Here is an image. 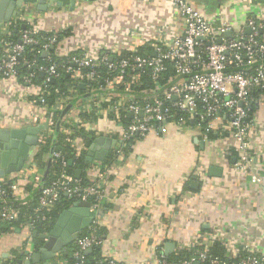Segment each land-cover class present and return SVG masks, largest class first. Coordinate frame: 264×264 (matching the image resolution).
<instances>
[{"label": "built area", "instance_id": "2783aa9c", "mask_svg": "<svg viewBox=\"0 0 264 264\" xmlns=\"http://www.w3.org/2000/svg\"><path fill=\"white\" fill-rule=\"evenodd\" d=\"M238 1L241 5L254 2ZM170 12L182 24L181 33H173L172 25L166 22L157 24L149 37H145L138 29L123 31L124 45H103L95 55L78 44L67 42V38L73 35L71 22L64 27H41L38 22L40 16H37L35 25L23 29L16 43L5 40L4 37L9 33L13 20L32 21L26 17V9L20 8L15 18L0 24V46L3 50L0 54V81L13 80L19 85L13 91L3 89V94L13 102L31 106V112L25 118L11 117L9 122H12V126H36L47 121L48 127L39 132L37 143L45 144L54 136L52 113L62 112L69 103L68 97L58 88L54 89V98L50 103L49 89L52 80L55 82L64 72L74 82L83 84V80H90L96 83L94 87H85L90 94L84 100L78 98L76 90L70 87L69 92L75 98L74 105L80 103L78 100L81 101L78 112L72 114L69 109L59 119L61 130L69 137L66 141L74 155L78 156L79 150L76 146L77 137L72 134L76 130L89 131L95 122L84 114L92 113L110 120L112 124L104 133L119 138L111 161L98 162L89 168L88 173L85 172L88 184H81L79 178L62 169L55 179L47 185L42 183L38 189L37 206L33 212L39 220L45 219L41 210L50 211L56 201L60 200L61 193L75 201L90 202L91 222L85 229L86 233L75 240L72 249L75 264H85L84 251L103 243L99 229L101 210L108 198L107 185L113 175L110 168H115L123 161L127 148L131 147L135 139L145 137L164 122L171 121L181 131L198 128L204 141H210L209 133L215 132L218 123H222V128L229 133L232 143L228 145L223 140L216 149V154L227 160L235 158L233 170L249 175L250 183L264 193L263 180L254 173L253 168L254 161L264 154V15L248 16L245 24L233 32V26L229 22L218 20L219 24L215 25V19L210 18L191 0H171ZM42 28L51 32V35L45 42L39 43L34 35ZM68 28L72 35L63 37V41L59 40V33ZM228 32H231L230 37L226 36ZM36 44V53L41 59L24 57L26 47ZM142 44L146 47L145 51L138 49ZM53 48L61 59H52L50 50ZM73 51L76 53H72ZM20 64L25 67L26 72H19ZM101 66L106 69V77H100L97 72ZM168 66L173 69L174 74L169 75L165 83H162V75L168 70ZM143 76L150 79L152 88H142ZM255 90L259 95L254 98L252 93ZM110 102V105L105 106ZM256 104L257 111L254 109ZM174 110L183 112L185 116L175 118ZM8 116L0 112V126ZM187 119L193 120L195 126L189 124ZM65 156L66 153L59 150L51 152V160H58L61 168L66 165ZM20 171V174L0 178V222L16 221L20 215L16 205L26 204L18 201L22 194L19 193L16 182L21 178L28 179L33 170ZM190 175L205 182V166L198 164ZM180 189L179 187L178 190ZM33 222L26 220L21 224L26 235L32 230ZM214 241H220L230 252L229 255L224 253L226 260L208 253L209 246ZM193 247L197 248L186 259L172 261L155 252V256L144 264L264 263V251L258 250L256 242L252 240L235 246L230 240L219 239L214 234L195 233L194 240L181 244L180 250ZM115 263L112 259H101L95 264Z\"/></svg>", "mask_w": 264, "mask_h": 264}, {"label": "crops", "instance_id": "0c3cea01", "mask_svg": "<svg viewBox=\"0 0 264 264\" xmlns=\"http://www.w3.org/2000/svg\"><path fill=\"white\" fill-rule=\"evenodd\" d=\"M170 1L77 0L72 10L67 6L56 7L50 4L47 11L42 13L37 11L34 5L25 6L28 20L34 21L40 16L38 22L41 27H64L71 22L73 35L70 34L72 36L67 38V42L78 44L95 55L103 45H124L123 31L138 29L145 37H149L157 24L166 22L172 25L173 33H181L182 24L171 14ZM191 2L210 18L215 19V25L219 24L218 20L229 22L233 26V32L245 24L248 16L264 15V3L257 0L248 5H241L238 0H191ZM19 11L20 9L17 10V14ZM138 49L145 51L146 47L142 44ZM18 86L13 80L0 81V112L9 115L5 117L0 127L32 126L29 124L14 127L11 125L12 122H9L12 116L18 119L25 118L31 112L30 105L13 102L3 94V89L13 91ZM81 88L85 93L81 97L77 94V97L87 99L90 92L84 85ZM80 103L78 105L69 103L70 107L66 112L71 109L72 114H76ZM111 103H106L105 106ZM257 108L258 105H254V109ZM262 112L264 118V110ZM61 114L62 112L52 117L54 122L52 127L55 128L52 140L57 134L64 135L65 141L69 138L61 130L59 121ZM90 117L95 122L89 131L75 129L72 134L77 137V150L79 152L85 150L86 158L89 149L86 146V133L93 132L95 138L110 137L116 141V146L119 144L118 137L104 133L112 124L110 120L99 118L95 114ZM189 124L193 126L194 121L190 120ZM217 126L218 129L213 132L214 138L204 141L198 128L192 127L181 131L173 123L164 122L145 137L135 139L131 147L127 148L123 161L115 168H110L113 175L110 184L107 185V201L101 210L100 231L103 243L97 248L102 259H112L115 264H144L146 260L155 256V252L164 256L175 255L181 244L194 240L195 233L214 234L219 239L230 240L235 246H239L243 241L252 240L256 242L258 250L264 251V193L250 183L249 175L233 170L234 161H228L216 154L215 151L223 140L228 145L232 143L229 133L222 128V123H218ZM116 146H112L106 156L109 153L113 156ZM38 151L37 143L30 149L22 167V170H33L32 174L28 179L21 178L16 182L17 189L22 194L18 201H24L26 204L32 201L36 191L47 178L48 167L52 161V151L36 157ZM98 162L103 163L95 159L88 161L84 172L88 173L89 168ZM198 164L205 166L206 181L194 176L188 181L190 172ZM253 164L254 173L261 177L264 185V154ZM211 166L220 168V171L217 174H209ZM15 173L20 174L21 171L4 177ZM184 182H188V189L182 186ZM191 183H195L196 186L190 187ZM33 231L30 230L26 235L21 227H15L11 232L1 234L0 264L11 260L15 255H18L16 260L24 258L37 249L43 239L33 236ZM45 232L47 231L37 234ZM74 245L75 241L68 245L66 252L70 253ZM223 247L224 253L229 255L230 252ZM66 252L56 254L49 264H68L63 259Z\"/></svg>", "mask_w": 264, "mask_h": 264}, {"label": "trees", "instance_id": "16d2710c", "mask_svg": "<svg viewBox=\"0 0 264 264\" xmlns=\"http://www.w3.org/2000/svg\"><path fill=\"white\" fill-rule=\"evenodd\" d=\"M36 23V21H18V20H13L11 23V26L9 27V33L4 37L5 40L11 41V42H17L19 40V36H20V32L23 29H28L31 28L32 26H34ZM22 24H26L25 28H21ZM71 34V30L68 29H63L61 33H59V40L63 41V37H68ZM51 35V32H47L45 31L44 28H42V30H39V32L37 34L34 35V38L39 40V43H43L45 42V39ZM32 49V50H31ZM38 49V44L32 46L29 45L26 47L25 52L23 53V56L28 58V59H32V58H37L38 54L36 53V50ZM2 46H0V54H2ZM72 53H76V51H73ZM50 56L52 57L53 60H59L61 58L58 57V54L56 52V50L53 48L50 50ZM38 59L40 60L41 57L39 56ZM64 59V58H62ZM18 70L20 73H24L26 72V69L23 65H19L18 66ZM97 72L99 74L100 77H106L107 73H106V69L104 68V66H101L97 69ZM173 69H171L168 66V70L166 72L163 73V77L164 79L161 80L162 83H165V79L169 76V75H173ZM142 81H143V85L142 88L144 90L146 89H150L153 87L152 82L150 81V79L146 76L142 77ZM83 85H85L84 87H87L88 85L93 87L96 86L95 82H92L90 80H83ZM80 83L74 82L73 79L70 77L69 74L62 72L61 76L55 80V82L53 81L50 84V89H49V95L48 96V100L50 103H52L53 100V96H54V89L58 88L60 92L64 93V95H66L68 97V103L70 104H74L75 98H72V94L71 92H69V88L72 87L73 89L76 90L77 94L79 97H81L82 94L85 93L84 89H82L79 85ZM166 85V84H165ZM259 95V92H257V90H255L252 93V97H257ZM53 116L57 115V113H52ZM90 115H94V114H84V116H90ZM174 116L175 118H179V117H183L185 116L183 114V112H179L174 110ZM167 122H171V121H167ZM187 122L190 123V119H187ZM213 133H209V139L214 138L213 137ZM222 136V135H221ZM86 137V146L89 147L91 145V143L94 141L95 139V135L93 132H89L85 134ZM39 151L38 153H36V157L41 155L42 153H46L50 151H62L66 153L65 159H66V165L61 168L59 161L58 160H52L50 162V165L48 167V176L47 178L43 181V185H47L51 182V180L55 179L56 176L59 174V172L64 169L66 171L67 174L74 176L75 171L77 169L82 170L81 175L79 177L81 184H88V178L85 175V168L86 166H88V161L86 158V151L82 150L81 152H79L78 156L74 155V152L72 151L71 147L68 145V143L65 141L64 135L62 134H57L55 139H48V141L45 144H39ZM113 158L112 154L109 153L108 156H106L104 158V160L102 162H106L109 163L111 161V159ZM231 158H228V161H230ZM69 161H71V163L69 164ZM190 179H193V176L189 175L188 177V181ZM185 183V184H184ZM182 184V186L185 189H188V182H184ZM38 192L39 190L36 191L35 196H33L32 201H30V203L25 204V205H16L19 210H20V215L19 218L14 221V222H0V233H6V232H11L15 227H20L21 224L23 222H25L26 220H30V221H34L33 222V228L32 230H36L38 232L41 231H48L55 223L59 213L68 208L69 205L74 202V199H69L65 194L61 193L60 195V200L56 201V203L52 206L50 211H43L45 214V219L44 220H39L35 218V214L33 212V210L36 208L37 206V196H38ZM17 204V203H16ZM101 228L99 229V233H101ZM86 231L84 230L81 235L85 234ZM41 244V243H40ZM40 244H37L40 245ZM71 245V244H70ZM98 247L93 248L92 252L89 254H85L84 256V262L85 264H95L96 262H98L99 260H101L102 258L99 255L98 252ZM73 249V248H72ZM72 249L70 250V253L63 254V259H65L67 261L68 264H75L76 263V259L72 256ZM193 250H195V248L193 247L192 249H181L179 250L175 255L171 254L169 256H166V258L168 260H172V261H178V260H182V259H186L189 256H191ZM224 252L225 249L223 246H221L219 241H214L212 242V244L209 246V251L208 253L211 256H218L220 258H224ZM15 255V254H14ZM18 257V255L14 256L11 258V260H8L7 262H4L2 264H15V260ZM224 260H226L224 258ZM200 264H208V262H204V263H200ZM264 264V263H263Z\"/></svg>", "mask_w": 264, "mask_h": 264}, {"label": "water", "instance_id": "95a60500", "mask_svg": "<svg viewBox=\"0 0 264 264\" xmlns=\"http://www.w3.org/2000/svg\"><path fill=\"white\" fill-rule=\"evenodd\" d=\"M77 0H0V24L8 22L12 17L16 16L17 10L20 8L27 9L25 5H34L39 12H46L50 4L56 7L67 6L69 10L74 8ZM85 2H93L96 0H81ZM264 3V0H257ZM21 28H25L22 24ZM248 32V29L246 30ZM227 37L231 36V32L226 33ZM54 80H52L53 82ZM83 87V84H80ZM70 106L68 105L62 113ZM141 115V113H140ZM48 127V122L36 126L26 128H3L0 127V178L13 172H19L24 166L29 156L30 149L37 145L39 132ZM116 144V141L110 137L99 136L89 146L87 151V160L103 161L107 151ZM202 144V142H200ZM50 160V159H49ZM232 162L235 158L231 159ZM49 163V162H48ZM47 163V164H48ZM71 161H69V164ZM220 168L211 166L209 174H217ZM46 172H44V175ZM81 170L77 169L74 176L79 178ZM195 183H191L190 187H195ZM89 201H75L72 206L62 210L54 225L45 233L33 231V236H39L43 239L41 245L29 253L24 258H18L15 264H49L50 260L58 253H64L68 249V245L74 242L78 236L88 227L91 222V214L89 210ZM170 247V245H167ZM166 247V249L168 248ZM92 248L84 251L85 254L92 252ZM199 264V263H196Z\"/></svg>", "mask_w": 264, "mask_h": 264}]
</instances>
